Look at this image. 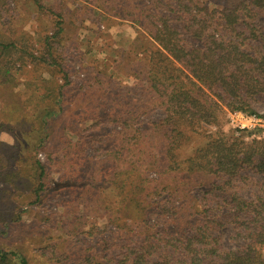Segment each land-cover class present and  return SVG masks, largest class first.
<instances>
[{
	"label": "trees",
	"instance_id": "trees-1",
	"mask_svg": "<svg viewBox=\"0 0 264 264\" xmlns=\"http://www.w3.org/2000/svg\"><path fill=\"white\" fill-rule=\"evenodd\" d=\"M210 2L103 1L112 6L109 17L133 25L157 47L146 58L145 83L165 111L162 118L145 119L146 111L135 109L127 95L124 103H104L120 108L97 110V131L105 135L107 124H119V140L103 144L102 159L85 155L78 143L68 154L80 157L81 169L85 163L112 167L109 179L90 184V191L106 196V208L122 204L126 212L112 221L115 231L125 230L122 244L94 229L99 238L94 254L83 256L86 264H264V139L245 141L220 128L226 111L257 116L254 105L264 102V0H215L214 8ZM13 47L0 45L6 52ZM64 86L56 87L50 104L42 97L49 93L32 98L34 129L13 134L8 145L33 173L34 202L47 190L48 167L37 156L53 140ZM131 130L137 132L134 141L126 137ZM154 139L163 141L157 158L129 157L132 147ZM76 168L68 165L58 186L77 184ZM9 258L27 264L0 250V264Z\"/></svg>",
	"mask_w": 264,
	"mask_h": 264
},
{
	"label": "rangeland",
	"instance_id": "rangeland-1",
	"mask_svg": "<svg viewBox=\"0 0 264 264\" xmlns=\"http://www.w3.org/2000/svg\"><path fill=\"white\" fill-rule=\"evenodd\" d=\"M103 1L0 0V45L14 44L7 52L0 48V250L24 257L27 264H86L83 256L94 254L99 238L94 229L105 240L122 244L125 230L115 231L112 224L126 214L122 204L106 208V196L93 193L89 186L109 179L112 167L85 163L81 169L80 157L68 154L78 143L85 155L102 159L107 150L103 144L119 140V124H107L105 135L97 131L96 111L111 114L120 108L104 103H124L127 95L135 109L146 111L145 119L164 117L165 107L145 83L149 75L146 58L157 47L133 25L109 17L112 6ZM210 1L209 6L216 7L215 0ZM60 85H65L59 104L62 112L55 119L53 140L45 154L37 156L48 167L47 190L34 202L33 173L10 146L16 140L13 134L34 129L30 118L33 100L53 91L52 97L42 96L50 104ZM258 103L254 105L257 116L226 111L222 131L245 141L264 139V102ZM204 127L215 131L212 126ZM128 133L127 139L138 137L133 130ZM151 141L132 147L129 157L134 153L157 158L163 141ZM122 153L128 157L125 150ZM68 165H77V184L58 186ZM148 173L149 179H157ZM17 262L9 258V264Z\"/></svg>",
	"mask_w": 264,
	"mask_h": 264
}]
</instances>
